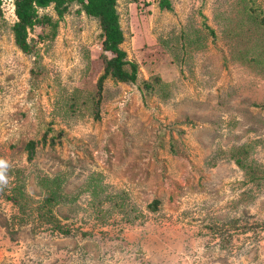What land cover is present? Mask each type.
<instances>
[{"label":"rangeland","instance_id":"374dc122","mask_svg":"<svg viewBox=\"0 0 264 264\" xmlns=\"http://www.w3.org/2000/svg\"><path fill=\"white\" fill-rule=\"evenodd\" d=\"M170 1L116 0L136 79L100 94L96 18L40 9L27 54L3 2L0 264H264V26Z\"/></svg>","mask_w":264,"mask_h":264},{"label":"trees","instance_id":"16d2710c","mask_svg":"<svg viewBox=\"0 0 264 264\" xmlns=\"http://www.w3.org/2000/svg\"><path fill=\"white\" fill-rule=\"evenodd\" d=\"M79 4L78 11H83L86 15L94 17L98 20V24L102 35V51L109 52L111 56L103 55V71L99 75L96 85L97 93H101L103 88V80L110 76L118 81H131L136 79V65L135 63L125 59V51L120 44L123 42L124 36L119 23V14L116 10V0H12L13 13L16 20L12 24L13 41L14 44L24 53L30 54L32 47L29 43V33L35 28L45 27L46 25L56 28L57 22H52L51 18L46 14H39L40 9L53 6L57 17H62L66 11L68 4L72 2ZM160 8L171 9L170 0H157ZM248 2L246 7L250 13H257L260 18L258 22L264 26V14L262 9L256 5L254 0H245ZM3 0H0V16L3 14L2 10ZM44 32V31H43ZM39 32L38 38L44 35ZM53 30L52 35H54ZM33 53V52H32ZM129 65V70L125 65ZM148 84L147 81H144ZM33 154V142L28 144V158ZM154 203H156L154 201Z\"/></svg>","mask_w":264,"mask_h":264},{"label":"clouds","instance_id":"9594fccd","mask_svg":"<svg viewBox=\"0 0 264 264\" xmlns=\"http://www.w3.org/2000/svg\"><path fill=\"white\" fill-rule=\"evenodd\" d=\"M7 169V163L3 160H0V183H7L5 176V171Z\"/></svg>","mask_w":264,"mask_h":264},{"label":"built area","instance_id":"2783aa9c","mask_svg":"<svg viewBox=\"0 0 264 264\" xmlns=\"http://www.w3.org/2000/svg\"><path fill=\"white\" fill-rule=\"evenodd\" d=\"M5 0H3V2H4Z\"/></svg>","mask_w":264,"mask_h":264}]
</instances>
